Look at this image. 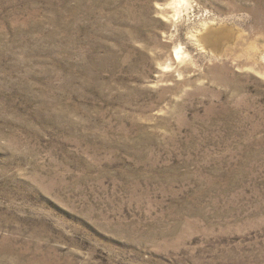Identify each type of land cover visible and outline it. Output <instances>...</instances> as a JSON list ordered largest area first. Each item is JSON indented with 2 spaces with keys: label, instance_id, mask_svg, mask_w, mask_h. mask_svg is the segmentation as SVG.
<instances>
[{
  "label": "rangeland",
  "instance_id": "374dc122",
  "mask_svg": "<svg viewBox=\"0 0 264 264\" xmlns=\"http://www.w3.org/2000/svg\"><path fill=\"white\" fill-rule=\"evenodd\" d=\"M0 264H264V0H0Z\"/></svg>",
  "mask_w": 264,
  "mask_h": 264
},
{
  "label": "bare ground",
  "instance_id": "6f19581e",
  "mask_svg": "<svg viewBox=\"0 0 264 264\" xmlns=\"http://www.w3.org/2000/svg\"><path fill=\"white\" fill-rule=\"evenodd\" d=\"M183 1H185V0H183ZM176 49V48H175ZM170 54H172V53H170ZM179 54V51L176 49L175 51H174V55L175 56H177ZM171 57H173V56H171ZM178 57V56H177ZM172 59H174V58H172ZM175 66V65H174ZM174 68V67H173Z\"/></svg>",
  "mask_w": 264,
  "mask_h": 264
}]
</instances>
